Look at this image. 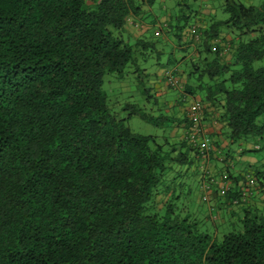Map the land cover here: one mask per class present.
<instances>
[{
    "label": "trees",
    "instance_id": "obj_1",
    "mask_svg": "<svg viewBox=\"0 0 264 264\" xmlns=\"http://www.w3.org/2000/svg\"><path fill=\"white\" fill-rule=\"evenodd\" d=\"M154 1L0 0V264H264V218L245 213L218 241L169 193L168 175L196 150L132 133L107 107L104 75L154 49L122 37ZM221 11L192 40L201 67L192 62L188 76L205 77L201 102L221 105L229 142L264 139V68L253 66L264 58V0H224ZM223 31L233 35L227 61L213 44Z\"/></svg>",
    "mask_w": 264,
    "mask_h": 264
},
{
    "label": "rangeland",
    "instance_id": "obj_2",
    "mask_svg": "<svg viewBox=\"0 0 264 264\" xmlns=\"http://www.w3.org/2000/svg\"><path fill=\"white\" fill-rule=\"evenodd\" d=\"M223 1L224 0H202V2H207L202 4L201 0H164L163 2L161 0H155L152 6H144L141 8L143 22L150 23L155 20L157 25L155 30L158 31L159 34H163V37L170 35L171 39L163 41L160 37H154L151 33H146L144 35L146 41L152 42L155 50L143 51L139 49L138 53H134V58L136 59L135 64L126 65L120 77H117L115 74H105L101 86V90L106 98L107 107L117 116V118L124 119L125 126L132 133L154 137L158 142L167 140L170 144L173 143L174 137L170 136L171 123L169 121L164 122L163 120L161 123L151 124L142 121L136 115L127 117V113L123 111L122 108L125 105H135L145 114L151 115L152 117L160 115L168 120H181L180 117L177 115L174 116V113L168 110L167 103L172 97L177 96L178 93H184L182 92L183 81H186L187 84H191V87L195 88V90L192 91L193 95L184 93L185 100L183 102H181V96H178L180 101L178 104L184 109L183 112H186L191 100L201 102L202 96L200 92H198L196 86L198 84L202 87L207 81L204 77V79L197 82L195 80V75L188 76V73L191 71L190 64L192 62L201 67L200 63L196 61L197 57L195 55V50L193 51L194 54L189 58L186 56L187 53H190L189 51L186 49H182L186 51H181L177 47L182 43L181 39L185 40L183 35L186 34V31L189 30L188 27L195 21V18L191 16L192 13L195 11L199 12V14L202 13L200 11L202 6H210L209 9H212L211 16L214 21L224 20L226 15L221 11ZM237 1L255 7H258L262 2V0ZM164 16L169 17V26L162 22V17ZM176 26L179 27L178 31L175 28ZM175 33L179 35L180 41L176 40L174 37ZM130 42L132 43V41ZM183 57L184 59L181 60ZM253 66H262L264 68V58L262 61L254 63ZM135 69H140L142 71L136 73L134 72ZM160 70H164L165 72L177 70L178 72H181L180 74H177L180 80L179 87L172 90L171 88L162 85L163 89L161 88L158 92H150L152 91V88H150L152 85L148 76H153ZM227 77L228 74H225L221 79ZM226 88L228 87L226 86ZM144 89L149 90L148 98L143 94ZM168 91H170V93L166 94L164 100L158 98L160 96H155L156 94L161 95L162 92ZM250 156L256 158L264 157V148L252 151ZM229 162L234 164L233 160H230ZM188 165L174 166L175 170L181 174L179 179L172 177L171 179L170 176L172 175H168L170 183H168V180L166 183H168L169 193H172L174 188L173 193L174 196L177 197V200L174 201L175 206L180 210H185V213L190 216L191 220L195 221L199 226H205V228L208 229L207 232L212 233L214 228L209 223L207 212L205 210L211 205V201L208 200L210 197L209 188L215 183L219 184L218 181L220 176L216 175L217 178L215 179L213 176V170L210 171V167L206 165L205 161L200 157L199 159L191 160ZM202 177L203 179L201 183L200 178ZM248 177L253 178L255 175L254 172L247 169V171H243L241 174L242 183L247 182ZM207 178H210V181H207ZM203 184H205L204 187L200 188ZM178 186L179 189L177 188ZM160 198H162L160 195L157 196L155 201L161 200ZM203 198L205 199L204 201L202 200ZM250 215L254 216L253 212H251ZM215 228L216 232L212 234L219 241L222 235L240 231L241 225L240 222L234 218L231 221L226 222L223 226H216Z\"/></svg>",
    "mask_w": 264,
    "mask_h": 264
},
{
    "label": "crops",
    "instance_id": "obj_3",
    "mask_svg": "<svg viewBox=\"0 0 264 264\" xmlns=\"http://www.w3.org/2000/svg\"><path fill=\"white\" fill-rule=\"evenodd\" d=\"M161 1L163 2L164 0ZM204 3L207 2H202V4ZM209 7L202 6V8L200 9L202 13L200 14L197 11L192 13L191 16L195 18V21L188 27V29L193 28L196 32V37L190 35L189 30H187L186 34L183 35L185 40L181 39L182 43L179 44L177 47L181 51H189L190 53L186 54V56L189 58H191L190 56L194 54V43L192 40L195 41L197 39L198 33L214 21L211 16L212 9H209ZM162 20V22L168 24L169 26V17L164 16L162 17ZM156 26L157 25L155 20L150 23L143 22L142 11H140L139 15L129 16L127 18L122 30V37L124 39L126 38L125 40H146L144 35L146 33H151L154 37H160L161 39H163V41L171 39L170 35L163 37V34H159V32L155 30ZM232 38V32L223 31L219 34L218 39L213 42V44L217 43L219 46L223 47L221 53L223 61H227L229 59L228 49L229 42L233 41ZM178 40L180 41V38ZM153 50H155V48ZM183 59L184 57L181 60ZM176 72L179 74L181 73L177 70ZM165 73L166 72L164 70H160L153 76H148V79L151 80L152 85L150 86V88H152V91L150 92H158L163 87L162 85L166 86L164 82ZM183 82L185 83V81ZM167 93H170V91L162 92L161 95L156 94L155 96H160L158 98L164 100V97ZM178 96H182L183 98V95L178 93L177 96L172 97L167 103L168 110L174 113V116L177 115L181 119L174 120V122L171 123L170 136L174 137L173 143H183L185 141V130L188 126L185 112H183L184 109L181 108L178 104L180 102ZM202 103L204 109L200 123L202 125L204 135L209 136L213 143V149L204 161L206 165L210 167V171L213 170V176L215 177V179L217 178V176L225 174L228 178L229 183H232L230 191L224 197L220 195V189L223 187L222 183H215L209 188L210 197L208 198V200L211 201V205L207 207L205 211L207 212V219L209 223L214 228L213 233H215L216 226H223L226 222H229L234 218L240 222L242 216L245 213L250 214L251 212H253L254 216H260L264 218V157L262 156V158H256L250 156V153L252 151L264 148V139L249 137L237 140L235 142H229L226 137L225 127L222 125V123L218 122V117L221 114V105L211 104L207 100L202 101ZM183 118L185 121H183ZM185 153L186 158L190 162L191 160L199 159L198 155H195L192 152L190 153L188 151H185ZM230 160H233L234 164H231V162H229ZM188 164L189 162L187 163V165ZM247 169L251 172L259 174L260 190H258L256 193H253L250 198L246 201V203L233 207L228 206V199H230L231 197L234 198V196H236V190L238 189V184L241 181V174L243 173V171H247ZM180 174V172H177L173 175L176 176L177 179H179ZM202 179L203 177L200 178L201 183ZM177 188L179 189V186ZM160 196L162 198H160L161 200L159 201L165 200L162 195ZM182 212L185 213V210L182 209Z\"/></svg>",
    "mask_w": 264,
    "mask_h": 264
},
{
    "label": "built area",
    "instance_id": "obj_4",
    "mask_svg": "<svg viewBox=\"0 0 264 264\" xmlns=\"http://www.w3.org/2000/svg\"><path fill=\"white\" fill-rule=\"evenodd\" d=\"M189 33L190 35L196 37V32L193 28L189 29ZM164 78L166 86H169L173 89L179 87L180 84L178 79L172 74V71L166 72L164 74ZM203 109L204 106L202 102L194 100L189 102V106L185 112L188 122V127L185 131V142L187 143L186 145L196 150L198 156L202 160H205V158L213 149V143L209 136L204 135L202 125L200 123ZM207 181H210V178H207ZM218 182L222 183L223 187L220 189V195L224 197L230 191L232 183H229L225 174L220 176ZM205 184H203L202 188ZM258 190H260V185L257 178L248 177L247 182L242 183V181H240L238 184V189L236 190V196H234V198L231 197L228 199L227 205L233 207L244 204L250 198V196L253 193H256ZM202 200L204 201L205 199L203 198Z\"/></svg>",
    "mask_w": 264,
    "mask_h": 264
}]
</instances>
